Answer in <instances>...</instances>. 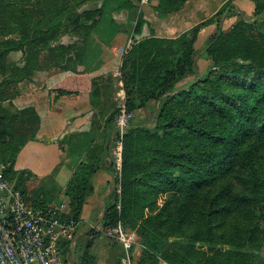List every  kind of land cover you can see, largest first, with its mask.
<instances>
[{
    "label": "trees",
    "instance_id": "trees-1",
    "mask_svg": "<svg viewBox=\"0 0 264 264\" xmlns=\"http://www.w3.org/2000/svg\"><path fill=\"white\" fill-rule=\"evenodd\" d=\"M186 1L158 0L155 9L167 17ZM251 1L253 17L228 29L221 26L226 6L176 39L156 37L151 30L123 57L127 109L159 103L153 127L136 123V117L130 123L121 179L116 175L120 190L103 220L105 229L121 225L135 233L139 241L132 252H142L136 264H264V0ZM93 2L102 5L85 8ZM115 2L135 8L131 0H0V165L33 208L58 203V188L53 177L40 181L14 169L41 124L32 108L14 112L18 84L52 67L78 73L91 34ZM146 24L140 15L133 34L140 35ZM211 25L216 32L205 44L211 65L202 76L196 44ZM12 52L22 53V65L8 62ZM114 80L90 81L92 105L107 116L103 128L97 117L91 133L62 141L74 159L86 153L65 189L70 218L77 223L93 193V174L112 156L119 113L110 91Z\"/></svg>",
    "mask_w": 264,
    "mask_h": 264
},
{
    "label": "crops",
    "instance_id": "crops-1",
    "mask_svg": "<svg viewBox=\"0 0 264 264\" xmlns=\"http://www.w3.org/2000/svg\"><path fill=\"white\" fill-rule=\"evenodd\" d=\"M133 3L135 5V1ZM157 4L158 0H151L143 7H123L120 10L112 4L115 10L107 12L103 24L90 36L88 56L78 73L41 70L18 84L19 94L12 100L14 112L32 108L39 115L41 124L36 140L27 142L18 153L14 169L18 173L30 172L40 181L53 177L58 188L56 197L62 202L63 214L67 217H70L71 211L65 189L86 153L75 155L74 159L62 141L71 135L91 133L97 117L103 128L107 116L104 118L92 105L90 81L114 77L121 68L123 57L118 49L134 35L132 31L138 17L142 15L147 24L140 35H135L137 40L149 37L151 30L156 37L176 39L211 19L226 6L229 9L221 21L224 29L241 18H252L255 12V4L251 0H187L179 12L160 17L155 9ZM215 32L216 25L204 28L198 41H206ZM17 65H21L20 61ZM60 90H79V93L59 96ZM158 109L159 103H149L146 108L136 112L135 122L143 123L152 113L156 115ZM97 143H102L100 136ZM115 170L112 156L109 155L103 167L93 174V193L84 204L75 238L72 242L67 239L60 242L64 264H122L123 247L105 236L103 223L113 193H119ZM37 184L31 183L30 186L33 188ZM56 205L58 203L50 206ZM87 254L90 261L85 259ZM141 254L137 248L133 254L134 264Z\"/></svg>",
    "mask_w": 264,
    "mask_h": 264
},
{
    "label": "built area",
    "instance_id": "built-area-1",
    "mask_svg": "<svg viewBox=\"0 0 264 264\" xmlns=\"http://www.w3.org/2000/svg\"><path fill=\"white\" fill-rule=\"evenodd\" d=\"M147 2V0H145ZM137 40L132 36L118 53L126 56ZM117 91L114 96L119 113L116 118L117 135L114 138L112 159L117 177H122L124 138L134 113L127 109V94L121 68L116 71ZM0 165V264H64L60 242L75 238L78 223L64 215V206L36 209L29 206L23 194L16 190L4 175ZM120 190V189H119ZM162 203V201H160ZM105 236L123 247L122 264H134L133 248L138 245L133 235L121 225L108 228Z\"/></svg>",
    "mask_w": 264,
    "mask_h": 264
},
{
    "label": "rangeland",
    "instance_id": "rangeland-1",
    "mask_svg": "<svg viewBox=\"0 0 264 264\" xmlns=\"http://www.w3.org/2000/svg\"><path fill=\"white\" fill-rule=\"evenodd\" d=\"M131 1L132 2L135 1V7H138L139 8V7H143L145 5H148L151 0H147V2L145 0H131ZM100 3L101 2L89 3L88 5L85 6V8H87V9H96V8L99 7V4ZM113 4H115L118 7V10H120L121 8H123L121 2H115ZM112 7H113V5H112ZM112 7H111L110 11H114L115 10ZM133 37L137 40V38H136L135 35H133ZM69 41L70 40L67 37H64L63 38V42L68 43ZM205 44H206V41H204V42L197 41V44H196V51H197V58H196V61H197V70H198V74L199 75H202V76L208 71V69H209V67L211 65V61H210V59H209V57H208V55H207V53L205 51ZM19 61H20L21 65H22L23 64V55H22L21 52H12L9 55V57H8V62L10 64L17 65L19 63ZM40 63H41V65L43 67H45L46 65H48V61L46 60V55H42ZM18 66H20V65H18ZM54 69L56 70V72H63V73L67 72L66 70H63V69H60V68H57V67H52L48 71L54 70ZM39 71H41V70H39ZM114 79H115L114 80V86H113V89H111L110 91L111 92L113 91V94L115 96V93L117 91V86H118V83H117L118 81L116 80L117 78H116L115 75H114ZM133 113H134V118H135L136 117V111L133 112ZM155 119H156V115L154 113H152L150 116L147 117V119L146 118L144 119L143 123H140V124H145L148 127H153L154 126V123H155ZM61 204H62V202H59L58 201V205H56V206H61ZM131 235L134 236V238L136 239V241H139L136 238L135 233H131Z\"/></svg>",
    "mask_w": 264,
    "mask_h": 264
}]
</instances>
